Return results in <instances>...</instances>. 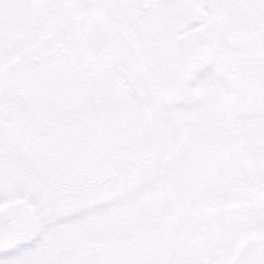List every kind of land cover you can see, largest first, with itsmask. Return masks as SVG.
<instances>
[{
  "label": "rangeland",
  "instance_id": "374dc122",
  "mask_svg": "<svg viewBox=\"0 0 264 264\" xmlns=\"http://www.w3.org/2000/svg\"><path fill=\"white\" fill-rule=\"evenodd\" d=\"M203 2L0 0V264H264V0Z\"/></svg>",
  "mask_w": 264,
  "mask_h": 264
},
{
  "label": "flooded vegetation",
  "instance_id": "af4514ba",
  "mask_svg": "<svg viewBox=\"0 0 264 264\" xmlns=\"http://www.w3.org/2000/svg\"><path fill=\"white\" fill-rule=\"evenodd\" d=\"M204 0H202V9H201V11H202V16H204V11H203V7H204V2H203ZM209 7H210V9H211V4L209 5ZM195 14L197 15V16H199L197 13H196V9H195ZM123 76H124V78H125V80L130 84V86H131V88H132V93L135 95V97L136 96H138V95H140L141 96V94L136 90V88L134 87L135 86V84H133V82H132V79H131V77H129V76H127V74L125 73V72H123ZM142 97V96H141ZM137 98V97H136ZM139 100V99H138ZM142 100H144L143 99V97H142ZM140 102V101H139Z\"/></svg>",
  "mask_w": 264,
  "mask_h": 264
},
{
  "label": "water",
  "instance_id": "95a60500",
  "mask_svg": "<svg viewBox=\"0 0 264 264\" xmlns=\"http://www.w3.org/2000/svg\"><path fill=\"white\" fill-rule=\"evenodd\" d=\"M196 1V3H197V7H196V13L199 15V16H202V11H201V9H202V0H195ZM138 99H139V101L141 102V105L143 106V100H142V98L140 97V96H138Z\"/></svg>",
  "mask_w": 264,
  "mask_h": 264
}]
</instances>
